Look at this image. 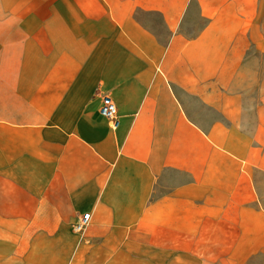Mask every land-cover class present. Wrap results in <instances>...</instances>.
Returning a JSON list of instances; mask_svg holds the SVG:
<instances>
[{
  "label": "crops",
  "instance_id": "0c3cea01",
  "mask_svg": "<svg viewBox=\"0 0 264 264\" xmlns=\"http://www.w3.org/2000/svg\"><path fill=\"white\" fill-rule=\"evenodd\" d=\"M195 1L0 0V264L264 259V6Z\"/></svg>",
  "mask_w": 264,
  "mask_h": 264
},
{
  "label": "rangeland",
  "instance_id": "374dc122",
  "mask_svg": "<svg viewBox=\"0 0 264 264\" xmlns=\"http://www.w3.org/2000/svg\"><path fill=\"white\" fill-rule=\"evenodd\" d=\"M262 3L259 7L263 8L264 0H260ZM136 16L147 26L149 29L153 30L161 40L166 39V31L163 27L161 16L156 12H145L141 10L136 11ZM206 24V19L200 17L198 5L195 0H190L188 5V10L182 23L180 24L179 31L186 34L187 36L195 35L199 32L201 28ZM253 52V49H249L248 53ZM209 111H206L205 114H209ZM252 264H264V259L262 257H257L256 261H253Z\"/></svg>",
  "mask_w": 264,
  "mask_h": 264
},
{
  "label": "built area",
  "instance_id": "2783aa9c",
  "mask_svg": "<svg viewBox=\"0 0 264 264\" xmlns=\"http://www.w3.org/2000/svg\"><path fill=\"white\" fill-rule=\"evenodd\" d=\"M99 113L106 118L110 123L112 128H115L118 125V112L114 100L109 95H103L101 104L99 107ZM90 220L89 212L82 213L77 219L73 222L72 227L76 232L82 233L87 227Z\"/></svg>",
  "mask_w": 264,
  "mask_h": 264
}]
</instances>
